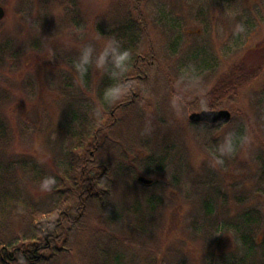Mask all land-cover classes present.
Returning <instances> with one entry per match:
<instances>
[{"label": "rangeland", "instance_id": "obj_1", "mask_svg": "<svg viewBox=\"0 0 264 264\" xmlns=\"http://www.w3.org/2000/svg\"><path fill=\"white\" fill-rule=\"evenodd\" d=\"M153 2L145 6L148 38L142 35L138 52L147 54L151 42L162 62L170 57L167 41L156 21L159 19L157 4H162L173 11L172 17L182 36L179 58L182 60L186 55L196 60L199 55L194 43L198 42L209 52L215 70L200 78L181 76V80H175L165 77L164 70L168 71L165 64L149 67L146 79L135 86L137 96L133 107L147 121L130 116L127 127H122L118 124L123 113L114 114L116 125L99 133L96 156L106 158L109 152V159L116 158L113 157L117 147L113 131L118 127L121 134H129V141L148 136L156 156H162L170 148L167 168L155 171L152 178L143 175V166L140 167L148 155L129 150L128 162L134 166L137 181L143 176L156 184L136 191L123 187L109 197V204L120 210L124 204L134 206L140 199L144 202L149 195L159 197L162 205L157 224L163 229L161 241H169L171 248L183 252L187 264H209V254L217 259L241 248L234 226L218 231L224 223H235V217L248 207L258 208L264 217V184L258 183L260 163L264 161V0ZM114 4L117 3L112 0H0L5 10V17L0 21V117L8 125L7 133L0 139V163L11 168L12 183L5 184L4 189H16L21 208L23 201L31 208L54 206L56 188L68 166L65 156L77 142L70 135L72 112L87 109L96 131L110 123L114 105L110 103L104 109L97 94L105 74L90 68L87 86L76 73L74 62L84 45L94 44L99 49L105 39L112 38L110 32L119 20L127 24L123 7L119 9ZM249 18L253 24L250 35L243 43H237L235 36ZM241 62L247 72L253 68L259 70L255 78L239 89L232 122L208 131L192 125L189 115L206 109L202 99L197 101L201 96L190 92L189 83L204 82L211 88ZM127 98H132L129 89L121 100ZM190 106L199 109L191 111ZM221 109L225 108L216 110ZM240 126L245 131L240 144L232 154L222 157V165L213 166V155H219L215 153L216 146ZM93 139L92 136L89 140L91 144ZM28 164L35 165L36 170L32 171ZM46 178L54 179L55 183L43 189ZM204 196L214 198V219L218 222L214 241H205L193 226L194 217H200L203 211ZM241 196L246 197L245 203H238ZM17 210L19 214L22 211ZM92 216L90 224H84L88 229L76 231L70 239L71 243L82 241L81 248L51 264H78L79 261L87 264L90 231L102 226L105 219L97 206L93 207ZM13 224L17 230L21 227L19 219L13 220ZM129 231V227L124 228L117 222L112 232L122 241L124 236L129 237ZM116 254L120 257L115 255L112 261L140 263V257L128 248L121 247Z\"/></svg>", "mask_w": 264, "mask_h": 264}, {"label": "trees", "instance_id": "obj_2", "mask_svg": "<svg viewBox=\"0 0 264 264\" xmlns=\"http://www.w3.org/2000/svg\"><path fill=\"white\" fill-rule=\"evenodd\" d=\"M154 1L157 2V0ZM220 1L228 3L233 0ZM149 2L151 3V0H112V3L120 5L114 4L116 8L123 7L127 24L125 25V22L119 20L118 24L114 25L110 35L131 53L129 71L124 74L121 83L128 88L129 78H146L149 67L155 65L161 67L162 64L168 68L167 72L164 70L165 77L175 78V80H181V76L195 79L207 73L212 74L215 66L209 60V52L203 48L204 45H200L198 42L194 43L197 47L195 49L196 54L199 55L196 60L191 57L187 58L186 55H183L182 60L179 58L182 36L176 19L172 17L173 11L167 10L162 4H157L159 19L156 21L160 27V33L167 41L170 57L165 59L166 62H162L155 45L151 42L147 54L138 52L142 35L147 36L148 32L145 6ZM155 2L153 3L155 4ZM251 22L250 18L243 22V28L235 36L237 43H243L242 40L250 35L249 30L253 26ZM202 58L203 60H198ZM175 62L177 64L174 69L172 66L174 67ZM253 69V71L247 72L241 62L234 65L228 76H223L222 80L213 87L210 88L204 82L189 83V90L192 94L201 96L197 101L203 100L204 109L225 108L233 114L239 89L257 76L259 69ZM83 81L85 85H89V71ZM112 83L113 81L109 80L105 74L97 91L98 99L104 109L108 108L110 104L104 99V90ZM134 101L135 97H132L130 100L127 98L118 103H113L114 108L110 112V123L100 131L94 130L95 126L91 125L87 109L80 113H71L72 131L70 135L77 142L75 147L65 156L68 166L65 168L62 180L56 188V202L52 208L43 209L37 206L31 208L29 203L25 201H23L24 205L21 208L20 196L16 189L6 186L4 189L5 184L12 183L11 168H8L7 164L0 163V175L2 174L0 176V264H51L59 259L70 257L72 251L80 249L82 245V241L71 243L70 239L76 231L85 232L88 229V226L84 224H90L93 220L94 206L101 209L105 219L103 224L101 223L102 226L100 225L90 231L89 238L91 241H87V244L89 243L91 251L89 252L90 256L86 259L87 264H120L119 261H112L111 258L117 255L116 252L121 247L128 248L129 252L137 254L140 257L139 264H187L183 252L174 247L171 248L169 241H161L163 229L159 226L160 224H157L160 221L159 208L162 205V200L159 197L149 195L144 202L140 199L138 204L134 206L124 204L120 210V207H111L109 204V197L123 187H129L133 191L138 188L153 187L140 184L135 178L134 166H130L128 162L129 150H140L148 155L142 160L144 163L140 164V167L143 166L142 174L148 178H152L155 171L161 172L167 168L166 162L171 154L169 148L165 149L162 156H156L148 136H142L140 140L129 141V134L127 135V132L121 134L119 132L121 128L118 127L113 131L114 141L117 144L113 157L116 158L109 159V152H107L106 158L96 156L97 150L94 147H98L99 133L116 125L114 114L123 113V118L118 124L122 127H127L130 116H137L140 120L147 121L146 117L139 116V113L133 108ZM198 109V107L192 108L190 106L191 111ZM232 119L224 125L230 124ZM191 124L206 131L222 125V123L209 125L192 122ZM163 127L166 128V126ZM7 129V122L0 117V139L5 136ZM233 135L237 138L236 146H238L245 135L244 127L240 126L233 132ZM92 136L94 138L93 146H89L91 143L89 140ZM24 167H26L25 164ZM28 167L32 171L36 170L35 165L28 164ZM258 183L264 184V161L260 163ZM153 184L156 182L154 181ZM246 200L245 196H241L238 203H245ZM213 203V196H204L201 201L203 211L200 213V217H194L193 226L197 232L203 234L205 241H214L217 235L218 222H215L214 219L215 208ZM19 208L22 210L20 214L17 212ZM15 219H19L21 223L18 230L13 224ZM235 220V223H224V226L218 231H226L228 227L234 226L233 231L242 243L241 248H235L233 251L217 256V259L213 258L214 254H209L207 263L264 264L263 213L256 207H248L235 217ZM117 222L120 226L124 228L126 226L130 229L129 237L124 236L122 241H118V234L112 232L113 226ZM209 230L211 233L206 235L205 232ZM119 242L122 243L119 244ZM116 257H120V255ZM83 262L79 261L78 264Z\"/></svg>", "mask_w": 264, "mask_h": 264}, {"label": "clouds", "instance_id": "obj_3", "mask_svg": "<svg viewBox=\"0 0 264 264\" xmlns=\"http://www.w3.org/2000/svg\"><path fill=\"white\" fill-rule=\"evenodd\" d=\"M131 53L122 47L115 38H107L98 49L94 44L84 45L74 62V69L79 78L83 80L90 68H95L102 74H106L109 80L113 81L104 90V99L109 103H118L127 93L128 88L121 83L122 77L129 71ZM237 138L233 134H228L222 143L216 146L213 155V166L222 165V157L232 154L235 151ZM55 180L46 178L42 184L43 189H48Z\"/></svg>", "mask_w": 264, "mask_h": 264}, {"label": "water", "instance_id": "obj_4", "mask_svg": "<svg viewBox=\"0 0 264 264\" xmlns=\"http://www.w3.org/2000/svg\"><path fill=\"white\" fill-rule=\"evenodd\" d=\"M5 17V10L0 5V21ZM232 113L227 109L221 110H201L199 112H193L189 115V120L192 123H206L211 125H217L221 123H227L231 120ZM138 181L145 185L153 183L151 179L140 176Z\"/></svg>", "mask_w": 264, "mask_h": 264}, {"label": "flooded vegetation", "instance_id": "obj_5", "mask_svg": "<svg viewBox=\"0 0 264 264\" xmlns=\"http://www.w3.org/2000/svg\"><path fill=\"white\" fill-rule=\"evenodd\" d=\"M146 78H129V83L127 84L128 85V89H129V92L130 94L132 95V97H136L137 96V90H136V87L137 86V82L139 81H144ZM114 114V113H112ZM89 146H93L91 143ZM96 148V150L98 149V147H94Z\"/></svg>", "mask_w": 264, "mask_h": 264}]
</instances>
